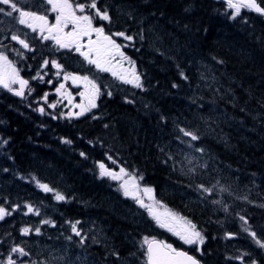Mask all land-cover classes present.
Wrapping results in <instances>:
<instances>
[{"label": "trees", "instance_id": "1", "mask_svg": "<svg viewBox=\"0 0 264 264\" xmlns=\"http://www.w3.org/2000/svg\"><path fill=\"white\" fill-rule=\"evenodd\" d=\"M257 2L264 7V0ZM97 6L111 22L96 17L93 26L103 27L134 62L143 88L91 67L81 71V63L78 74L90 76L100 92L95 108L69 117L48 104L59 80L34 81L45 59L71 71L69 56L45 44L41 51L24 49L31 54L26 60L8 55L28 88L17 96L0 87V208L11 213L0 219V264L19 255L11 251L17 246L33 254L21 257L34 264L42 243H68L86 264H146V236L202 264H264V247L256 242H264V15L242 10L233 16L226 0H97ZM86 10L76 14L95 13ZM91 37L97 41L96 33ZM100 164L134 174L153 189L161 215L175 214L166 219L176 230L191 222L204 242L185 244L158 225L145 229L135 202L117 183L99 178ZM73 224H80L79 236Z\"/></svg>", "mask_w": 264, "mask_h": 264}, {"label": "snow or ice", "instance_id": "2", "mask_svg": "<svg viewBox=\"0 0 264 264\" xmlns=\"http://www.w3.org/2000/svg\"><path fill=\"white\" fill-rule=\"evenodd\" d=\"M44 3L51 5V10L53 12H56V23L49 25L48 19L46 15H40L37 12L34 11H28L24 10L21 7H18V0H0V5H6L11 8V11H5L4 8H0V13H3L6 16L12 17L13 13L19 14L18 22L21 25H26L27 27L31 28L33 31H36L35 22H40V31L43 33L45 29H47L49 35H45L42 37L43 40H49L54 39L56 44L60 48H68L69 50L72 49L73 46H75V51L79 52V54L88 61L89 64H94L97 69L101 71H109L110 68L106 67L105 65L109 63L107 60V57L111 54L110 48L108 46H111V48L116 49L117 52L120 50V45L116 44L115 41L111 39L110 36L105 35V30L103 27H94L93 26V20L98 17L100 20L105 22H111V16L109 15L108 10L105 8L104 10H101L97 6V0H90V3H76L75 6H73L72 3H70V0H44ZM227 3L230 8L236 9V11L233 13V16H236L239 14L240 8H248L251 9L257 13H260L261 15H264V7H262L257 0H227ZM86 9H93L95 10L94 15L92 14H85V15H76L77 12L85 13ZM31 21V22H30ZM73 25V30L71 32H64V29L69 25ZM53 29H55V34H53ZM92 33H96L97 35V41H89V46L87 51H81L84 45L80 44V39L83 36H90ZM113 35L116 36H122L124 39L131 41L133 39L132 36H126L123 32H117L113 33ZM71 39H67V38ZM12 40L17 41L23 48L28 49L29 45L25 42V40L20 39L17 35H12ZM143 38V37H142ZM106 41L105 44H99L98 41ZM93 54L95 55V58H93ZM120 56L122 58L124 57L123 52H119ZM0 61H7V57L3 55V53H0ZM222 63V61H219ZM45 64H48L49 61L45 60ZM134 63V62H133ZM51 64L53 67L59 69L61 66L55 61H51ZM10 66V65H9ZM2 67V65H0ZM13 72H15V69H13ZM113 76H116L117 73L113 72ZM182 78H185L183 73H181ZM71 77L73 82L75 83L77 80H83L87 82L89 85H91V88L94 90V95H99V88H97L96 83L93 80H90L88 76H75L71 73L65 74V79H68ZM124 83H132L137 88H143V85L140 82V77L135 72L132 74V79H127L125 77H119ZM42 79V77H41ZM19 81V84L21 86V91L14 92L17 96H23V88L27 85V81L19 79L18 75L14 77H10L9 80H6L3 73L0 72V86L4 87L8 91H13V89L10 87V83H16ZM64 85L61 84L60 88H63ZM173 87H176L174 84ZM59 91V89H57ZM111 95V93H108ZM50 107H54V105H50ZM90 108H95L96 104L94 100L90 102L89 105ZM87 108H82L81 112L77 115H82L85 111H87ZM41 113L44 112V109H39ZM71 115V113L69 114ZM55 118V117H54ZM95 118V117H94ZM180 132L185 137H189L192 141L198 140V135L192 131L186 130L184 128H180ZM64 143H70V141H63ZM6 143V141H5ZM191 146V145H190ZM197 151L203 152V149H196ZM83 156L84 153H81ZM101 172V176H111L113 179H116V175L110 171H108L104 164L99 165ZM121 173H125V169H120ZM127 174V173H125ZM41 187L45 191H50L47 185H41ZM121 187H125L124 185H121ZM204 192L211 193L212 189H205L203 186H199ZM139 190V189H137ZM145 193H151V188H144ZM125 195H129L128 190L125 188ZM135 198V197H134ZM57 200H64L65 197L61 194L56 195ZM214 203H219V201H213ZM137 203L141 207H147L149 211V215L155 220L157 225L161 228H166L168 231L172 232L174 235L178 236L181 241H183L185 244H202L204 242V238L202 237L201 233L197 231L196 226L192 224L191 222L185 221L184 227L180 228L179 230H176L172 224L168 222L167 219L162 218L160 213H156L152 210L151 206L144 205L143 201L137 199ZM28 211L31 212L33 209L31 207L28 208ZM225 211L227 209L225 208ZM5 214L11 215L10 212L6 213V210L3 208H0V219H3ZM165 216H171L173 220L177 219L175 214L171 213H165ZM179 219L183 220L182 217ZM243 219V217L241 218ZM45 223H48V221H45ZM247 223V221H245ZM72 230L75 233V235L79 236L80 232L77 230L76 225H72ZM37 232H39V229H36ZM29 233L28 228H23L21 230L22 235H27ZM250 235L253 236V238H256L255 233H250ZM257 244H259L261 247H264V242H261L260 240H256ZM84 241L81 240V244H83ZM144 244L147 245L145 257H146V264H199V261H197L193 256L188 255L186 252L178 251L177 249L173 248L171 244H166L163 241H157L154 238L149 240L147 237L144 239ZM12 253H19L20 256H28L29 253L25 251L21 247H13ZM7 264H16V261L12 259L11 256L8 257ZM255 264V262H253Z\"/></svg>", "mask_w": 264, "mask_h": 264}, {"label": "rangeland", "instance_id": "3", "mask_svg": "<svg viewBox=\"0 0 264 264\" xmlns=\"http://www.w3.org/2000/svg\"><path fill=\"white\" fill-rule=\"evenodd\" d=\"M70 3H72L73 6H75V4L73 2L70 1ZM18 7H21L24 10H28V11L35 10V12H37L40 15H46L47 17H52L53 18V19L51 18L52 22L56 23L57 13L53 12L51 10V5L44 3V0H18ZM0 8H4L5 11H11V8L9 6H6V5H0ZM231 9H232L233 13L236 11V9H234V8H231ZM242 10H251V9L242 7V8H240L239 13ZM18 19H19L18 13L14 12L12 17L6 16L3 13H0V42L4 43V44L0 45V53H3L4 56H6L5 53H7L9 55V54H11L12 51L16 55L21 56L22 59H28V55L31 56V54H26L24 52L25 48H23L17 41L12 40L11 37L13 34L17 35L20 39L25 40V42L28 43V45H29L30 51H34L36 48H38V50L41 51L43 44L48 45L49 47H51L55 51L60 49V47L56 44L54 39H49V40H43L42 39L43 36L49 35V34L45 31L42 33L40 31L39 26H36V31H33L31 28L27 27L26 25L19 24ZM70 25L71 24H69L68 27ZM91 35L85 36L88 41H92L95 38V37H91ZM5 43H7L10 46L7 47ZM116 55L117 54L109 55L107 57V60L109 61V63H107L105 66L110 68L109 71H101V70L97 69L94 64H89L88 61L83 59L85 69L88 67H91V69H94V71H93L94 73L97 72V75L107 74L110 76V78L113 81H116V82L118 81L120 83H123L126 85H131V86L135 87L134 84L124 83L119 78V77H125L127 79H132V74H133V72H135L137 75H139L140 82H141V75L139 74L138 70L136 69L134 63L132 61H130V59H128L126 57L122 58L121 56L118 57V60L112 59V57H115ZM8 58H9V60H11L10 56H8ZM53 60H55V59L54 58L49 59L48 60L49 64H45L44 62L40 63V66L37 67V73L35 74V77H36L35 81L36 82L37 81L41 82V77L43 79L46 76L45 73L42 72L43 69L46 68V65L47 66L49 65L50 68L55 69V67H53L51 64V61H53ZM55 61L58 62L57 60H55ZM70 64L73 65V69L71 71H69L68 73H71L72 75H75V76H79L80 74H78L77 70L80 66L79 67L76 66L75 61H73L71 59H70ZM0 65H2V67H0V72L3 73L6 80H9L10 77H14L16 75H18L19 79L25 80V77H24V75H21L20 68L18 66L14 65L11 62L8 63V61H6V62L0 61ZM91 65H93V66H91ZM13 69H15V72H13ZM62 70H63V68H61V67L59 69H57V72L59 73V75H62V73H63ZM113 72H116L117 75L113 76V74H112ZM87 74H88V72H87ZM81 76L83 77V75H80V77ZM89 79L92 80L91 78H89ZM71 82H73L71 77H69L68 79H65V76L60 78L59 84L60 85L63 84L64 87L60 88V85H59V87H58L59 91L56 90L55 92L51 93L53 95H56V98H53V100L51 102H49L48 104L54 105V107H50V109H55L56 107H61V111L65 112V115H67L69 117H75L76 118V117L81 116V115H77V114L80 113L81 109L84 107L82 106V104L79 101H76V102L74 101L76 94L74 93L73 89L70 88V87H73ZM77 82H79V83L84 82V83L88 84L87 82H85L83 80H77ZM10 87L13 89V91H12L13 93L16 91H21V86L19 84V81H17L16 83H10ZM27 88L28 87L26 85L22 90L23 93L26 92ZM41 108L44 109V106L39 105L37 107V111L39 113H41L39 111V109H41ZM45 110L46 109H44V111ZM87 112H88V110L85 111L83 114H85ZM70 113H71V115H69ZM105 168L108 171L114 173L117 178L113 179L111 176H108V175L101 176L100 175L101 169H99V173H98L99 178L107 179V180H110L112 182L117 183L121 195L124 198L130 199L133 202H135L137 209H138L137 213H138L139 218H140L139 220L141 221L142 226L148 230H151L152 228L157 226V223L155 222V220L149 215L148 208L147 207H141L137 203V199H139V200L143 201L144 205L151 206L152 210L154 212L160 213V212H158L160 210V205L155 199L153 189L151 188L152 189L151 193H145L144 188H150V187L141 185V182L139 181V179L134 174L130 173L127 170H125V173H127V174L121 173L120 169L122 167L107 168L105 166ZM121 185H124L125 187H121ZM125 188L128 190L129 195H125ZM137 189H139V190H137ZM161 216H162V218L166 219L165 215L162 214ZM75 225H76L77 230H79L80 224H75ZM88 230L92 234H96V231H97L94 226H89ZM72 232H73V230H72ZM22 236H25V235H22ZM146 237L149 240H151L153 238V237H149V236H146ZM142 244L145 246L144 240H143ZM38 248H39L38 253L40 254V256L35 257L34 264H86V262H87V259L83 257L81 251L73 250L72 247L68 243L62 244V245L42 243V244H40V246L38 245ZM30 253H33V252L30 251ZM31 257H34L33 254L31 256H28L27 258L29 259ZM12 259L19 261L20 264H29L28 262L24 261L21 256H19L17 254H14L12 256ZM7 261H8V259L6 260L5 264H7Z\"/></svg>", "mask_w": 264, "mask_h": 264}, {"label": "flooded vegetation", "instance_id": "4", "mask_svg": "<svg viewBox=\"0 0 264 264\" xmlns=\"http://www.w3.org/2000/svg\"><path fill=\"white\" fill-rule=\"evenodd\" d=\"M47 19H48V23H49V25H52V24H55L54 22H52V19H51V17H47ZM35 24H37V25H40V22L39 21H36L35 22ZM73 30V26L72 25H70L69 27L67 26L65 29H64V32H71ZM45 31H47V29H45ZM53 34H55V33H53ZM67 39H71L70 37L69 38H67ZM92 41H95V39H93ZM80 44H82V45H84L85 47H83L82 49H81V51H87V49H88V46H89V41L87 40V38L85 37V36H83V37H81V39H80ZM99 45V44H98ZM62 50H63V53H65L67 56H69V60L71 59V60H73V61H75V64H76V66H81V63L83 64V66H82V70L81 71H84L85 70V65H84V63H83V57L79 54V52H76L75 51V46H73L72 47V49L71 50H69L68 48H62ZM62 54V53H61ZM110 55H112V54H110ZM29 57H31L30 55H28V58ZM57 59L58 58H61L60 57V55L59 56H55ZM93 58H95V55L93 54ZM112 59H114L113 57H112ZM26 60V59H25ZM115 60H116V56H115ZM81 62V63H80ZM59 65H61V62H57ZM49 64V63H48ZM17 65V64H16ZM36 68V70H37V67H35ZM30 69H28L27 71H29ZM36 70H35V73H36ZM64 70V69H63ZM62 70V71H63ZM64 71H67V70H64ZM20 72H21V75H24V72H23V70L22 69H20ZM30 72H31V70H30ZM43 73H45V79H47V78H50V77H53V78H57L58 80H59V82H60V78H62V77H64L65 76V74L66 73H62V75H59V73L57 72V68H55V69H53V68H50L49 67V65L47 66L46 65V68H44L43 69V71H42ZM27 81V80H26ZM37 82H39V81H37ZM59 82H57V83H54L53 85H52V87H55V88H57L58 89V87H59ZM41 84V83H40ZM71 84L73 85V87H70V88H72L73 89V91H74V93L76 94L75 95V99L76 100H78L81 104H82V106L84 107V108H87V109H89L90 107H89V105H90V102L92 101V100H94V101H96L97 100V97H98V95H94V90L91 88V86L90 85H88V84H86V83H84V82H81V83H79V82H71ZM50 87H51V85H50ZM56 96V95H55ZM87 99H88V101H87Z\"/></svg>", "mask_w": 264, "mask_h": 264}, {"label": "water", "instance_id": "5", "mask_svg": "<svg viewBox=\"0 0 264 264\" xmlns=\"http://www.w3.org/2000/svg\"><path fill=\"white\" fill-rule=\"evenodd\" d=\"M155 240H157V241H160V240H158V239H155ZM146 248H147V245H146ZM146 248H145V250H146ZM178 251H182V252H186L188 255H190V256H193V255H191L190 253H188L187 251H184V250H181V249H178ZM194 257V256H193ZM197 261H199L196 257H194ZM199 264H202L200 261H199Z\"/></svg>", "mask_w": 264, "mask_h": 264}]
</instances>
